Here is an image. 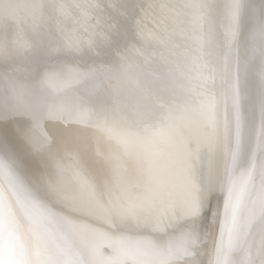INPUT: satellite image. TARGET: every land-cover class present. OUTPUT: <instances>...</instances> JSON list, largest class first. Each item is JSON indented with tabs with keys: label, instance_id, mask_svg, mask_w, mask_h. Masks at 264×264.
<instances>
[{
	"label": "snow or ice",
	"instance_id": "1",
	"mask_svg": "<svg viewBox=\"0 0 264 264\" xmlns=\"http://www.w3.org/2000/svg\"><path fill=\"white\" fill-rule=\"evenodd\" d=\"M144 7L0 0V264H264V0Z\"/></svg>",
	"mask_w": 264,
	"mask_h": 264
},
{
	"label": "bare ground",
	"instance_id": "2",
	"mask_svg": "<svg viewBox=\"0 0 264 264\" xmlns=\"http://www.w3.org/2000/svg\"><path fill=\"white\" fill-rule=\"evenodd\" d=\"M21 3L29 2V0H19ZM64 3H73V2H80L84 4H92V5H110V4H116V3H124V4H142L144 5V10L141 11L140 9H137V12L139 14V18L141 20V27L145 34L150 32L156 27V20L154 19V16L159 12V9H153L149 7L150 5H157L160 3H182L183 0H62ZM211 2V0H209ZM109 11H112V9H108ZM99 12L100 15H95V13ZM93 16L91 19L92 24H98V29L101 33L108 30V23H107V15L104 9L101 8H94L93 9ZM179 51V49H177ZM96 146L94 145V148ZM100 151H106L107 145L102 143L99 145Z\"/></svg>",
	"mask_w": 264,
	"mask_h": 264
}]
</instances>
